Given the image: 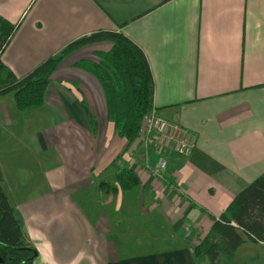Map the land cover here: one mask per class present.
Instances as JSON below:
<instances>
[{
	"label": "crops",
	"instance_id": "obj_1",
	"mask_svg": "<svg viewBox=\"0 0 264 264\" xmlns=\"http://www.w3.org/2000/svg\"><path fill=\"white\" fill-rule=\"evenodd\" d=\"M0 17L17 26L1 56L17 78L83 37L120 32L146 57L153 107L194 141L169 155L165 180L146 169L157 159L139 139L123 152L100 83L75 66L108 41L64 58L40 108L22 113L13 99L10 116L1 102L2 187L32 264H264V242H244L230 262L194 253L264 174V0H0ZM123 169L137 187L119 188Z\"/></svg>",
	"mask_w": 264,
	"mask_h": 264
},
{
	"label": "trees",
	"instance_id": "obj_2",
	"mask_svg": "<svg viewBox=\"0 0 264 264\" xmlns=\"http://www.w3.org/2000/svg\"><path fill=\"white\" fill-rule=\"evenodd\" d=\"M16 27L0 17V96L12 94L16 109L22 113L43 105L53 72L69 54L95 42L111 43L109 51L96 53L94 60L80 61L75 66L100 83L108 121L118 138L124 141L123 152H126L139 139L143 118L155 109L154 82L141 49L120 32L102 31L69 44L28 75L17 78L1 62ZM89 126L92 133H96L97 122L92 115H89ZM116 182L123 191L139 185L137 175L128 169L117 171ZM106 186L110 187L109 184ZM110 189L112 193L117 190ZM263 235L264 174L242 190L214 221L210 235L194 248L195 257L207 258L211 263L223 257L230 262L241 244L264 242ZM37 255L2 187L0 171V264H32Z\"/></svg>",
	"mask_w": 264,
	"mask_h": 264
},
{
	"label": "built area",
	"instance_id": "obj_3",
	"mask_svg": "<svg viewBox=\"0 0 264 264\" xmlns=\"http://www.w3.org/2000/svg\"><path fill=\"white\" fill-rule=\"evenodd\" d=\"M139 141L156 157L157 166L152 173L163 180L169 155L186 156L194 149L190 132L177 122L165 119L155 109L143 118Z\"/></svg>",
	"mask_w": 264,
	"mask_h": 264
},
{
	"label": "rangeland",
	"instance_id": "obj_4",
	"mask_svg": "<svg viewBox=\"0 0 264 264\" xmlns=\"http://www.w3.org/2000/svg\"><path fill=\"white\" fill-rule=\"evenodd\" d=\"M1 102H2L3 104H5L6 109L8 110V113H9L10 116H11V112H12V109H13V98H12V96H11V95L0 96V104H1ZM0 115H2V108H1V107H0ZM11 133H14V131L12 130ZM15 134L18 135V134H19V130H16V131H15ZM148 152H149V151H148ZM146 158H147V157H146ZM144 162H145V161H144ZM144 165H145V164H144ZM146 166H147V165H146ZM154 168H155V167H151V166H147V167H146V169H148V170L150 171V173L152 174L153 177L157 178V180H163V178H159V177H156V176L153 175L152 170H153ZM209 235H210V233H209L207 236L203 237V239L198 240V241H199L198 245H200L201 242H202L204 239H207V237H208ZM198 245H197V246H198Z\"/></svg>",
	"mask_w": 264,
	"mask_h": 264
}]
</instances>
